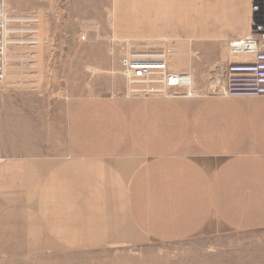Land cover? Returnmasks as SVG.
Here are the masks:
<instances>
[{
  "label": "crops",
  "instance_id": "obj_1",
  "mask_svg": "<svg viewBox=\"0 0 264 264\" xmlns=\"http://www.w3.org/2000/svg\"><path fill=\"white\" fill-rule=\"evenodd\" d=\"M192 2L206 11L196 18L207 20L210 41L264 38V0ZM145 39L127 42L160 49ZM162 40L178 46L171 68L183 72L193 60L184 48L195 39ZM195 47L198 69L205 68V53L216 47L198 40ZM41 54V68L50 67ZM16 74L11 85L0 84V257L46 256L70 245L192 242L208 246L194 260L264 264V97L202 94L192 73L194 94L203 96L164 98L146 86L154 82L130 76L126 90L130 81L144 85L134 96L123 88L67 97L55 118L47 102L32 99H49L42 84L24 93V72ZM209 245L223 248L212 254Z\"/></svg>",
  "mask_w": 264,
  "mask_h": 264
},
{
  "label": "rangeland",
  "instance_id": "obj_2",
  "mask_svg": "<svg viewBox=\"0 0 264 264\" xmlns=\"http://www.w3.org/2000/svg\"><path fill=\"white\" fill-rule=\"evenodd\" d=\"M192 1L194 0H167L161 6V0H0V14L34 13L41 17L42 31L47 41V46L43 49L46 51V59L52 61L49 63L50 67L41 68L37 79L42 82V92H47L49 99H46L45 93L38 94L32 99L36 98L40 103L47 102L55 109L57 118L56 115H61L67 97L113 96L120 93L123 88L126 93L125 84L129 76L126 75L125 65L128 62L127 53L133 44L127 41L138 39L142 43L143 37H146L145 41L152 47L157 45L156 41L165 38L173 40L174 37H179L185 41L195 39L193 43H189L190 47L186 46L184 49L190 51L192 56L191 69L194 79L196 75L198 76L196 90L202 94H210L213 84L218 78L222 79L225 73L226 65L218 63H221L222 59L224 63L230 60L227 55L229 40L210 41L206 38L207 20L196 18L201 13L206 15V11L199 12L201 4H193ZM175 4H178V7H175ZM206 7L204 5L205 9ZM24 18H28L27 21H12L33 22L29 19L33 17ZM158 29L166 32H160ZM197 40L207 41L209 46L216 47L214 52L216 55L213 51L205 53L209 61L205 62L209 63L205 68L198 69L197 66L195 58ZM134 44L131 49L147 48L140 42ZM48 49L50 52H47ZM220 49L224 51L218 55ZM132 54L135 55L133 59H138L136 62L144 59L139 57L143 53H130L129 57ZM87 62L90 63L79 67ZM29 69L22 70L24 93L36 90L28 83L34 80V76H27L34 72ZM18 71L13 70V74ZM1 88L2 85L0 90ZM3 96L5 95L1 93L0 98H4ZM14 103L15 101L12 104ZM0 107L4 106L0 103ZM0 140L5 141L4 138ZM209 246L212 254L213 251L216 254L223 248V245H216L214 250L212 245ZM207 250L206 244L192 242L70 245L46 256L0 257V264H208L205 258L192 259V256L197 254L207 256Z\"/></svg>",
  "mask_w": 264,
  "mask_h": 264
},
{
  "label": "built area",
  "instance_id": "obj_3",
  "mask_svg": "<svg viewBox=\"0 0 264 264\" xmlns=\"http://www.w3.org/2000/svg\"><path fill=\"white\" fill-rule=\"evenodd\" d=\"M11 16H21L22 18H12ZM24 17H33L29 18L33 22L12 21H27L28 18ZM43 36L42 19L39 15L34 13L0 14V84L3 86L11 85L8 82L9 77L19 75L13 74V70H25V68L29 67V70L34 72L27 76H35L41 71V67L44 64L43 55L41 54L44 45ZM19 42H26L27 44H20ZM155 43H162V45L154 46L160 49L139 51L131 49L134 47L131 46L127 53L126 75L135 79H146L143 81L154 82L157 85L146 86L159 88L157 91L160 92V97L180 98L195 96L192 86L193 72L191 63L184 67L183 72H172L174 68L171 67L176 66L173 63L175 62L174 55L178 50V48L173 47L178 46L163 40ZM228 45L230 60L226 63L223 83L211 94L233 98L264 97V38L232 39L228 41ZM28 51L30 53H27ZM130 53H143L139 57L147 58L142 60L145 63L141 65L146 68H134L140 65L133 63V61L136 62L138 59H133L135 57L134 54L129 57L128 54ZM34 80L36 81L35 83ZM34 80L28 82L30 83L29 85H32L30 87L39 89L42 82H39L37 78H34ZM136 82L130 81L127 84L126 93L128 96H134L133 93L138 90L136 88L144 86L134 84ZM38 83L39 85H37Z\"/></svg>",
  "mask_w": 264,
  "mask_h": 264
},
{
  "label": "bare ground",
  "instance_id": "obj_4",
  "mask_svg": "<svg viewBox=\"0 0 264 264\" xmlns=\"http://www.w3.org/2000/svg\"><path fill=\"white\" fill-rule=\"evenodd\" d=\"M19 22V21H18ZM232 59H237V58H232ZM20 60H22V59H20ZM25 71V70H24ZM224 77V76H223ZM24 78V77H23ZM223 78L222 79H217V82H215L214 84H213V87H212V89L210 90L212 93L213 92H215L221 85H222V83H223ZM26 82V81H25ZM21 92H22V90H21ZM117 198V197H116ZM98 262V261H97Z\"/></svg>",
  "mask_w": 264,
  "mask_h": 264
}]
</instances>
